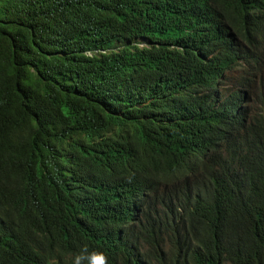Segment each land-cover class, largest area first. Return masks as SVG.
<instances>
[{
  "label": "trees",
  "instance_id": "trees-1",
  "mask_svg": "<svg viewBox=\"0 0 264 264\" xmlns=\"http://www.w3.org/2000/svg\"><path fill=\"white\" fill-rule=\"evenodd\" d=\"M0 264H264V0H0Z\"/></svg>",
  "mask_w": 264,
  "mask_h": 264
},
{
  "label": "clouds",
  "instance_id": "clouds-1",
  "mask_svg": "<svg viewBox=\"0 0 264 264\" xmlns=\"http://www.w3.org/2000/svg\"><path fill=\"white\" fill-rule=\"evenodd\" d=\"M88 55V54H87ZM90 55V54H89Z\"/></svg>",
  "mask_w": 264,
  "mask_h": 264
},
{
  "label": "built area",
  "instance_id": "built-area-1",
  "mask_svg": "<svg viewBox=\"0 0 264 264\" xmlns=\"http://www.w3.org/2000/svg\"><path fill=\"white\" fill-rule=\"evenodd\" d=\"M89 55V54H88Z\"/></svg>",
  "mask_w": 264,
  "mask_h": 264
}]
</instances>
